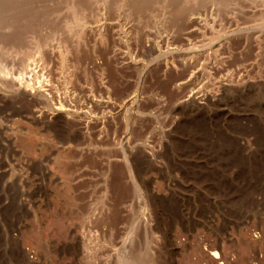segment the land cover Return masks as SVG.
<instances>
[{
  "label": "rangeland",
  "instance_id": "rangeland-1",
  "mask_svg": "<svg viewBox=\"0 0 264 264\" xmlns=\"http://www.w3.org/2000/svg\"><path fill=\"white\" fill-rule=\"evenodd\" d=\"M202 1L0 0V264H264V7Z\"/></svg>",
  "mask_w": 264,
  "mask_h": 264
},
{
  "label": "bare ground",
  "instance_id": "bare-ground-1",
  "mask_svg": "<svg viewBox=\"0 0 264 264\" xmlns=\"http://www.w3.org/2000/svg\"><path fill=\"white\" fill-rule=\"evenodd\" d=\"M193 1V0H192ZM196 1H198V0H196ZM204 1V0H203ZM203 1L201 2V3H203ZM223 0H220V2L223 4V2H222ZM245 1H247V3H250V2H254V3H258L259 5H260V7H264V0H245ZM194 2H195V0H194ZM196 3V2H195ZM195 3H193V4H195ZM205 3V2H204ZM203 3V4H204ZM207 4V10L209 9L210 11H216L221 5L219 4V0H207V2H206ZM197 5V4H196ZM199 5V4H198ZM205 5V6H206ZM228 5V4H227ZM233 6L231 5V6H229V8H232ZM232 9H234V8H232ZM212 13V12H211ZM20 65H21V67L23 68V74L24 73H30L31 72V70H32V68L30 69L29 68V65H28V63L27 64H25L24 62H21L20 63ZM0 80H4L3 79V77H0ZM34 88V89H33ZM35 88L36 87H31V89H29V91L27 92V94H29V95H32L33 94V92H31V91H33V90H35ZM17 89L19 90V91H22V89H23V87H22V85L20 84V83H18L17 84ZM186 97L187 98H189V99H194L195 98V94L193 93V92H190L188 95H186ZM255 129V128H254ZM126 142H127V138H125L124 137V144H126Z\"/></svg>",
  "mask_w": 264,
  "mask_h": 264
}]
</instances>
